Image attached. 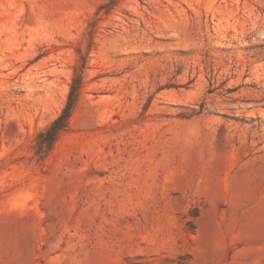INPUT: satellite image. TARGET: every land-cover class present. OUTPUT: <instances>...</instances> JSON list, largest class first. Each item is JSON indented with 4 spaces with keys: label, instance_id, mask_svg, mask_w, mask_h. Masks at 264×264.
<instances>
[{
    "label": "rangeland",
    "instance_id": "1",
    "mask_svg": "<svg viewBox=\"0 0 264 264\" xmlns=\"http://www.w3.org/2000/svg\"><path fill=\"white\" fill-rule=\"evenodd\" d=\"M0 264H264V0H0Z\"/></svg>",
    "mask_w": 264,
    "mask_h": 264
},
{
    "label": "trees",
    "instance_id": "2",
    "mask_svg": "<svg viewBox=\"0 0 264 264\" xmlns=\"http://www.w3.org/2000/svg\"><path fill=\"white\" fill-rule=\"evenodd\" d=\"M86 58L81 56V65L76 70L67 97V101L60 114L51 122V124L42 130L37 136L38 156L46 158L52 151L54 145L60 136L69 130L71 118L79 103L81 90L84 85V70Z\"/></svg>",
    "mask_w": 264,
    "mask_h": 264
}]
</instances>
